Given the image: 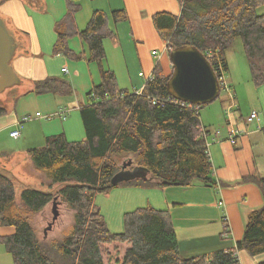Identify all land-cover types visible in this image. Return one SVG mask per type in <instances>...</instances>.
I'll list each match as a JSON object with an SVG mask.
<instances>
[{"label":"trees","instance_id":"1","mask_svg":"<svg viewBox=\"0 0 264 264\" xmlns=\"http://www.w3.org/2000/svg\"><path fill=\"white\" fill-rule=\"evenodd\" d=\"M82 1L66 0L67 12L55 24L53 55L85 58L69 46L70 39L79 37L88 44L89 60L98 63L102 80L89 91L88 102L80 109L85 139L69 141L62 133L28 150L34 169L48 180L46 185L32 186L10 170L0 172V223L15 228L14 234L1 240L13 264H241L237 250L251 256L264 253V205L248 215L235 250L220 249L210 256L182 254L168 209L139 207L124 214L123 231L110 230L95 197L121 186L113 185L112 178L122 169L123 159L132 162L131 169L143 168L149 176L123 182V186L188 187L201 182L218 189L223 184L215 178L203 132L200 111L205 105L171 96L167 82L172 72L165 75L159 64L142 93L121 89L114 71L103 66L104 40L114 34L109 15L94 10L86 27L80 29L76 15ZM179 1V15L162 11L153 16L169 52L195 46L216 73L219 63L227 72L226 52L241 38L253 82L257 86L264 83V13L257 11L264 0ZM29 2L40 5L39 0ZM112 17L121 22L127 18L126 10H114ZM33 92L64 96L72 94L73 87L68 80L49 76L36 81ZM6 112L7 105H0V116ZM246 181L257 184L264 199V177L253 174L241 182ZM56 196L74 211L73 223L58 238L41 240L32 217Z\"/></svg>","mask_w":264,"mask_h":264},{"label":"crops","instance_id":"2","mask_svg":"<svg viewBox=\"0 0 264 264\" xmlns=\"http://www.w3.org/2000/svg\"><path fill=\"white\" fill-rule=\"evenodd\" d=\"M39 2L40 5L29 0H0V16L11 29L17 31V38H22L13 66L22 83H28L26 88L15 86L0 94V105H7V112L0 116V163L16 174L27 165H30V170L36 171L28 150L45 145L47 137L63 133L69 141L85 139L80 109L87 104L89 91L102 80L98 63L89 60L88 44L79 37L70 39L69 46L73 51L85 55V58L73 61L67 56L53 55L57 40L55 24L67 12L66 0ZM120 9L126 10L127 18L118 23L113 21L111 27L109 12ZM81 10L76 15L80 29L86 27L94 10H102L109 15V26L114 34L107 39V43L104 41L106 58L103 66L114 71L121 89L135 93L143 91L147 77L153 74L157 64L165 75L171 74L172 63L167 44L160 36L153 16L162 11L179 15V0H83ZM22 34L29 38H24ZM64 68L71 74L72 87L75 89L72 96L62 98L46 93L34 94L32 99L26 101V98L20 99L33 91L36 81L49 76L60 77L66 73L63 72ZM249 72L232 78L229 71L227 82L231 91L224 106L208 104L200 111L201 121L207 131V147L214 175L223 185L218 189L201 182L188 187L130 186L113 190L106 197L107 202L100 203L97 194L95 203L101 207L102 213L103 205H106L105 215L103 213L105 219L110 214L122 221L126 212L148 205L156 209H168L184 256H210L220 249H236L237 241L243 237L248 215L264 205L260 187L250 181L241 182L253 174L264 177V83L257 86ZM34 109V114L42 112L44 116L55 115L21 123L22 117L32 114ZM253 110L259 112L260 119L248 122L247 118ZM64 113L67 118H63ZM213 113H216V118L212 116ZM16 129L20 130L18 138L11 135ZM231 129L238 132L235 140L230 139ZM227 226L228 236L224 235ZM110 230L121 232L122 228ZM14 232L13 226L0 223V244L3 243V237ZM237 252L241 264H259L264 261V253L251 256L245 250ZM7 253L5 245L4 248L0 245V264L1 260L8 264Z\"/></svg>","mask_w":264,"mask_h":264},{"label":"water","instance_id":"3","mask_svg":"<svg viewBox=\"0 0 264 264\" xmlns=\"http://www.w3.org/2000/svg\"><path fill=\"white\" fill-rule=\"evenodd\" d=\"M20 42L8 27L6 20L0 16V94L22 83L12 64L17 49L21 46ZM169 57L173 67L167 82L171 96L198 106L212 103L220 96L221 84L218 75L210 60L197 47L192 45L176 47L169 52ZM131 165L132 162L123 164L122 169L112 178L113 185L136 178H149L148 171L140 167L131 169ZM5 170L10 169L0 163V172ZM57 205L58 196L53 200V217L45 228L46 235L53 229L60 216Z\"/></svg>","mask_w":264,"mask_h":264},{"label":"rangeland","instance_id":"4","mask_svg":"<svg viewBox=\"0 0 264 264\" xmlns=\"http://www.w3.org/2000/svg\"><path fill=\"white\" fill-rule=\"evenodd\" d=\"M80 11H82V10H80ZM257 11H258V13H264V3L258 8ZM109 13L111 14L110 15V26L112 27L111 23H113L114 20L112 18V12L110 11ZM8 27L10 28L9 25H8ZM10 30L13 32V34L16 36V38H17V36H19V35H17L18 33H17L16 30H13L11 28H10ZM22 35L24 36V38H29L25 34H22ZM107 39L104 40V41H106L105 43L108 42ZM19 40L22 41V38L20 37ZM60 55H63V54H60ZM226 55H227V60L229 62L230 75L232 76V78L233 77H237V76H242V73L245 72V71H248L249 72L250 66H249V62L247 60L246 51H245V48L243 46V42H242L241 38H237L235 40V42L232 44V46L227 50ZM54 56H57V55H54ZM73 61H80V60H73ZM12 64H13V62H12ZM229 71L225 75V79L227 78L228 80H229ZM70 75H71L70 73L68 74L66 72V73L62 74L60 76V78L65 79V80H68L71 84H73L71 82L72 78H70ZM251 79H252V77H251ZM230 81H231V79H230ZM20 85H21V87L26 88L28 86V83L24 82V83H21ZM231 86H233L232 88H234L233 82H232V85ZM29 88L32 89L33 87H29ZM230 91H231L230 85H229V88L228 89H226V88H223L222 89L221 88L220 96L215 101H213L212 103H209V105H215V107H216V105L217 106L218 105H223L224 101L226 102V100L230 97V95L228 93ZM74 92H75V89H73V93L72 94H70V95L67 94V95H64V96H61V97L62 98H66V97L72 96L74 94ZM21 94H23V93H21ZM34 94L37 95L33 91L32 92H28V94H26L24 96H21L20 99H22V98L25 99L26 98L25 101L27 99H32L33 96H35ZM57 96L58 95H56V97ZM20 101H22V100H20ZM1 103L3 104L4 101H2ZM33 104H35V102H33ZM206 105L208 106V104H206ZM206 105L204 107H206ZM24 107L27 108L26 105ZM39 110H41L42 112H44V110L41 109V108ZM35 111H36V109H34L32 111V115H34L33 112H35ZM29 112H31V111H29ZM212 116H214V118H216V113L215 114L213 113ZM44 144H46V142ZM125 161H128V160L127 159H123L122 160V164H124ZM13 174L15 176H17L19 179H21L22 181H25V182H28V183L31 182L32 184H34L32 186H38V185L41 186V184L46 185L48 183V180H46L44 178V176H43V174H41V172H38L37 170L36 171H33L32 168L30 170V165H27L22 170V172H20L19 174H16L14 172H13ZM126 187H130V186H123V184L121 183V186H118V187L110 190L108 193H99L98 194V196H99V199H98L99 200V203L100 202H107V198L106 197L113 190L118 189V188H126ZM17 191H18V194H20L22 192V188H19ZM58 201L59 202L61 201L60 204L57 205V209L60 211V216H59L58 220L56 221L55 225L53 226V229H51V230H49L47 232V235L45 234V228L48 226L49 221H51L52 220V217H53V203H50L47 206V208L44 209L41 213L35 214L32 217L33 227H34L37 235L39 236V239H41V240H50V239L58 238L66 230H68L70 228V226L72 225V223H73L74 211L67 205V203H65L64 201H62V199H61L60 196L58 197ZM105 210H106V205H103V213L105 212ZM104 215H105V213H104ZM105 220L107 222L108 227L111 228L112 230L113 229H116V228H118V229L122 228L121 231L124 230V220H122V221L120 220L119 221V219H117L116 215H110L109 214L108 217H106ZM114 232H119V231L114 230ZM0 245H1V247L4 248L3 243L0 244ZM6 261H8V264H13V262H12L13 261V258L8 253L6 254ZM1 264H5V260H1Z\"/></svg>","mask_w":264,"mask_h":264},{"label":"built area","instance_id":"5","mask_svg":"<svg viewBox=\"0 0 264 264\" xmlns=\"http://www.w3.org/2000/svg\"><path fill=\"white\" fill-rule=\"evenodd\" d=\"M63 72H68V69H67V68H64V69H63ZM140 75H141V76H145L144 73H140ZM217 75H218V78H219V81H220V84H221V88H222V89H223V88L228 89V88H229V85H228V82H227V78L225 79L226 71L223 69L221 63H219V65H218V72H217ZM153 78H154V75L151 74L149 77H147L146 82L152 80ZM138 93L140 94V93H142V91H141V92H138ZM61 112H62V111H61ZM63 112H66V111H63ZM54 115H55V114H53V115H45V116H44L42 112H36L34 115H32V114L24 115V116L22 117V119H21V123H22V122L30 121V120H32V119H34V118H37V117L51 118V117H53ZM63 118H67L66 113H64ZM259 119H260V118H259V112L256 111V110H253V111L250 113V115L248 116L247 121H248V122H253V121H258ZM203 132H204V136L206 137V135H207V131H206L205 128H204ZM218 132H219V131H218ZM237 133H238L237 130H235V129H231V130H230V139L235 140V139H236V135H237ZM11 135H12L13 137H15V138H18V137L20 136V130H19V129H16V130L12 131ZM206 140H207V139H206ZM220 187H221V186H219V188H220ZM221 203H222V202H220V204H221ZM225 218H226V217H225ZM225 229H226V231L224 232V235H227V236H228V235H229V228H228V226H227Z\"/></svg>","mask_w":264,"mask_h":264}]
</instances>
